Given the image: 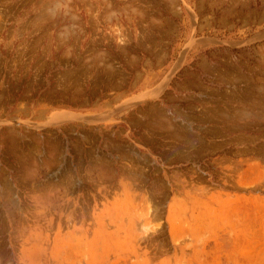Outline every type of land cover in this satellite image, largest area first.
Instances as JSON below:
<instances>
[{"label": "rangeland", "instance_id": "1", "mask_svg": "<svg viewBox=\"0 0 264 264\" xmlns=\"http://www.w3.org/2000/svg\"><path fill=\"white\" fill-rule=\"evenodd\" d=\"M0 264H264V0H0Z\"/></svg>", "mask_w": 264, "mask_h": 264}, {"label": "bare ground", "instance_id": "2", "mask_svg": "<svg viewBox=\"0 0 264 264\" xmlns=\"http://www.w3.org/2000/svg\"><path fill=\"white\" fill-rule=\"evenodd\" d=\"M149 92V91H148ZM151 94V93H150Z\"/></svg>", "mask_w": 264, "mask_h": 264}]
</instances>
